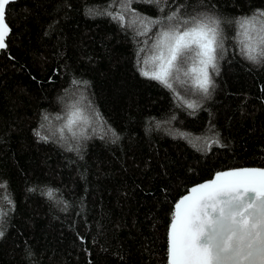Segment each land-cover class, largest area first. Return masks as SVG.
Segmentation results:
<instances>
[{"label": "trees", "instance_id": "16d2710c", "mask_svg": "<svg viewBox=\"0 0 264 264\" xmlns=\"http://www.w3.org/2000/svg\"><path fill=\"white\" fill-rule=\"evenodd\" d=\"M126 3L6 6L0 264H167L174 202L216 171L264 167V57L247 58L239 23H264V0ZM173 13L220 22L207 94L191 71L198 61L177 62L172 88L142 75L145 42ZM141 19L161 23L145 33Z\"/></svg>", "mask_w": 264, "mask_h": 264}, {"label": "snow or ice", "instance_id": "6c2138e0", "mask_svg": "<svg viewBox=\"0 0 264 264\" xmlns=\"http://www.w3.org/2000/svg\"><path fill=\"white\" fill-rule=\"evenodd\" d=\"M11 2L0 0V50L7 48L6 37L11 31L6 22V6ZM130 2L127 0L125 9ZM114 18L124 19L119 13ZM256 19L239 22L244 29L245 55L254 62L264 57V26L259 39L250 35V27L255 31ZM174 20L176 23H171ZM168 21L157 34L154 45L159 54L152 59L159 63L152 72L142 69V75L172 88L169 78L173 69L179 71L177 62L198 61L191 71L196 73L195 83L207 94L211 83L208 69L216 68L217 56L223 51L219 20L198 16L181 22L178 14L173 13ZM140 23L146 33L150 24L161 22L141 19ZM197 106L187 104L190 109ZM72 123L70 119L69 130ZM46 194L50 198L54 195L52 190ZM174 208L169 231V264H264V169L217 172L213 179L193 186Z\"/></svg>", "mask_w": 264, "mask_h": 264}, {"label": "rangeland", "instance_id": "374dc122", "mask_svg": "<svg viewBox=\"0 0 264 264\" xmlns=\"http://www.w3.org/2000/svg\"><path fill=\"white\" fill-rule=\"evenodd\" d=\"M262 26H264V23L261 22L260 20L254 22L255 31H252L250 27V35L255 36L257 39H259V33ZM155 42L156 41L152 42L149 46V48L153 47V50L150 54L151 61L149 64H146V69L148 70V72L154 71L156 65L159 63L158 61L152 59L154 56H157L159 54L158 50L154 47ZM152 53H153V57H152ZM186 71L190 72V70H186ZM174 72H176L175 69H173V75L171 77H174L176 81H180L181 80L180 74H175Z\"/></svg>", "mask_w": 264, "mask_h": 264}, {"label": "water", "instance_id": "95a60500", "mask_svg": "<svg viewBox=\"0 0 264 264\" xmlns=\"http://www.w3.org/2000/svg\"><path fill=\"white\" fill-rule=\"evenodd\" d=\"M13 1H15V0H12V2H13ZM9 28H10V27H9ZM0 51H1V50H0ZM243 168L264 169V167L245 166V167L228 168V169H224V170L216 171L215 173L212 174V176H211L209 179H206V180H203V181H201V182H198V183H195V184L191 185V186L187 189V191H186L184 194H182V195H181V196H180V197L174 202V204H173V209H172V216H171V219H170V221H169L168 228H167V264H169V259H168L169 231H170L171 220H172V217H173V215H174V211H175V208H174L175 204H176V203H177V202H178V201H179L184 195L189 194V190H190L193 186L199 185V184H201V183H203V182H207V181L213 179V178H214V175H215L217 172L227 171V170H233V169H243Z\"/></svg>", "mask_w": 264, "mask_h": 264}, {"label": "bare ground", "instance_id": "6f19581e", "mask_svg": "<svg viewBox=\"0 0 264 264\" xmlns=\"http://www.w3.org/2000/svg\"><path fill=\"white\" fill-rule=\"evenodd\" d=\"M158 24H160V23H158ZM168 24L169 23H165V24H161L160 26L161 27H165ZM153 39H154V36L148 37V40L145 42V44H146L147 47L150 46V44L152 43ZM152 50H153V47L152 48H149V53L150 54H151ZM152 55H153V53H152Z\"/></svg>", "mask_w": 264, "mask_h": 264}]
</instances>
